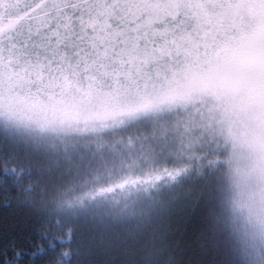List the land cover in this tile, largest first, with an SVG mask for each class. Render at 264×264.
Segmentation results:
<instances>
[{
	"label": "snow or ice",
	"instance_id": "6c2138e0",
	"mask_svg": "<svg viewBox=\"0 0 264 264\" xmlns=\"http://www.w3.org/2000/svg\"><path fill=\"white\" fill-rule=\"evenodd\" d=\"M0 264H264V0H0Z\"/></svg>",
	"mask_w": 264,
	"mask_h": 264
},
{
	"label": "trees",
	"instance_id": "16d2710c",
	"mask_svg": "<svg viewBox=\"0 0 264 264\" xmlns=\"http://www.w3.org/2000/svg\"><path fill=\"white\" fill-rule=\"evenodd\" d=\"M2 218H3V209H0V219H2ZM10 241H11V237H9V240L8 241H5L3 239V237L0 236V248H2L5 243L10 242Z\"/></svg>",
	"mask_w": 264,
	"mask_h": 264
}]
</instances>
